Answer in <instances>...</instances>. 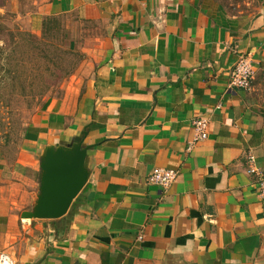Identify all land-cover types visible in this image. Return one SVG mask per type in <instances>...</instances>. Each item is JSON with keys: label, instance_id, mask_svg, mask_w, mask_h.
Here are the masks:
<instances>
[{"label": "crops", "instance_id": "1", "mask_svg": "<svg viewBox=\"0 0 264 264\" xmlns=\"http://www.w3.org/2000/svg\"><path fill=\"white\" fill-rule=\"evenodd\" d=\"M223 2V0H221ZM39 0L79 55L60 95L0 138V255L12 264H264V0ZM225 1V0H224ZM240 54L250 90L230 85ZM208 122L193 142L192 122ZM82 141L88 178L58 219H21L40 158ZM171 169L168 188L149 184Z\"/></svg>", "mask_w": 264, "mask_h": 264}, {"label": "rangeland", "instance_id": "2", "mask_svg": "<svg viewBox=\"0 0 264 264\" xmlns=\"http://www.w3.org/2000/svg\"><path fill=\"white\" fill-rule=\"evenodd\" d=\"M226 1L236 0L221 2ZM38 2L0 0L1 139L18 142L21 128L47 98L60 95L80 62L79 55L64 48L55 30L33 33L26 27L25 14L34 12Z\"/></svg>", "mask_w": 264, "mask_h": 264}, {"label": "water", "instance_id": "3", "mask_svg": "<svg viewBox=\"0 0 264 264\" xmlns=\"http://www.w3.org/2000/svg\"><path fill=\"white\" fill-rule=\"evenodd\" d=\"M88 149L77 141L45 150L39 165V194L32 209L23 212L21 219H58L67 213L87 182Z\"/></svg>", "mask_w": 264, "mask_h": 264}, {"label": "built area", "instance_id": "4", "mask_svg": "<svg viewBox=\"0 0 264 264\" xmlns=\"http://www.w3.org/2000/svg\"><path fill=\"white\" fill-rule=\"evenodd\" d=\"M254 68L251 59L248 55L240 54L235 60L232 70L230 85L242 90H250L252 80L254 78ZM192 129L195 133L193 142L202 141L208 135V122L203 118L196 119L192 122ZM248 164L247 173L257 177L258 195L264 200V173H262L255 165L253 154L249 153L246 156ZM177 172L171 169L154 168L147 177L149 184L158 186L162 189L168 188L175 182ZM0 264H12L5 255H0Z\"/></svg>", "mask_w": 264, "mask_h": 264}, {"label": "trees", "instance_id": "5", "mask_svg": "<svg viewBox=\"0 0 264 264\" xmlns=\"http://www.w3.org/2000/svg\"><path fill=\"white\" fill-rule=\"evenodd\" d=\"M53 24H54V22L53 23H50V22L45 23V26H43V28H44L43 32L46 33V32H50L52 30H55V26Z\"/></svg>", "mask_w": 264, "mask_h": 264}]
</instances>
